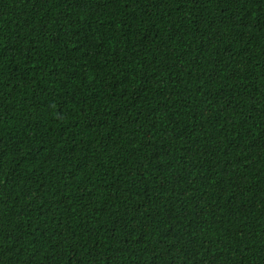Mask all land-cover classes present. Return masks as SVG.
Wrapping results in <instances>:
<instances>
[{"label":"trees","instance_id":"16d2710c","mask_svg":"<svg viewBox=\"0 0 264 264\" xmlns=\"http://www.w3.org/2000/svg\"><path fill=\"white\" fill-rule=\"evenodd\" d=\"M0 264H264V0H0Z\"/></svg>","mask_w":264,"mask_h":264}]
</instances>
